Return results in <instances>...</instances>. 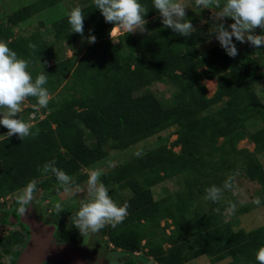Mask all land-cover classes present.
<instances>
[{
  "label": "trees",
  "instance_id": "trees-1",
  "mask_svg": "<svg viewBox=\"0 0 264 264\" xmlns=\"http://www.w3.org/2000/svg\"><path fill=\"white\" fill-rule=\"evenodd\" d=\"M61 1L35 0L1 17L0 41L29 62L33 78L45 72L48 93L63 86L65 101L49 99L47 107L40 108L36 98H27L31 106L18 116L26 122L23 113L36 112L37 118L30 122L34 135L22 140L15 135L6 139L7 129L0 125V199L20 193L32 179L39 181L36 193L60 191L55 176L40 171L48 161H55L79 184L87 177L82 170L107 161L108 150H127L174 127L170 134L176 137L168 145L158 138L162 141L157 146L136 151L103 171L101 180L107 188L128 191L116 203L129 205L122 223L100 230L105 246L128 255L123 264H186L200 255L211 262L233 257L241 264H258L255 250L264 245V224L236 229V215L248 207H236L234 217L227 214L226 202L236 206L237 201L223 185L234 174L255 181L262 188L259 205H264V167L257 157L264 152V106L254 88L255 82L264 79V48L239 46L234 40L238 49L234 58L219 43L200 51L198 44L212 30L195 25L204 12L190 18L196 30L183 37L162 26L152 0H140L149 8L145 19L150 30L138 37L122 32L112 42V25L94 8L93 0H86L80 5L85 14L84 35L91 29L96 42L89 44L70 33L67 13L51 22L53 37L69 44L81 41L83 50L78 58L55 56L49 64L55 53L38 31L14 35L12 28ZM158 80L175 87L173 103L167 106L150 91L140 93ZM205 80H215L210 96ZM256 120L260 125L250 131ZM243 139L253 144L252 150L238 147ZM174 176L180 177L181 188L154 198L151 187ZM212 185L222 189L219 203L206 199V189ZM201 198L206 209L197 204ZM76 210L67 212L68 223L55 221L57 241L75 242L69 226ZM24 233L17 229L0 238V246L20 247ZM9 255L12 264L16 255Z\"/></svg>",
  "mask_w": 264,
  "mask_h": 264
},
{
  "label": "clouds",
  "instance_id": "clouds-1",
  "mask_svg": "<svg viewBox=\"0 0 264 264\" xmlns=\"http://www.w3.org/2000/svg\"><path fill=\"white\" fill-rule=\"evenodd\" d=\"M93 3L104 21L112 25L109 35L113 28L122 29L125 35L148 32L146 28L148 21L145 16L149 8L140 3V0H93ZM195 6L201 11L209 9L212 12V9H218L211 15L213 28L208 32V42L214 37L229 57L234 58L238 55L234 40L247 43L254 48H264V0H195ZM152 7L158 11L162 26L171 29L173 33L186 37L191 36L196 30L191 20L187 18L188 7L182 0H152ZM227 18L232 22L226 25ZM67 19L71 26L70 33L79 34L89 44L96 42L91 29L87 37L84 35L85 14L80 6L72 7ZM256 29H260V32L257 33ZM28 68V61L18 57L17 53L8 47L7 42L0 41V109H3L0 111V125L7 129L4 134L6 139L15 135L22 140L34 135L33 125L18 116L23 111L21 105L27 98H36L40 108H46L49 103V93L44 87L47 75L41 72L33 78ZM40 171L45 176L51 173L64 192L79 197L78 210L72 213L71 220L72 226L80 234L90 236L98 233L106 225L116 228L126 218L129 205L127 202L117 204L111 198L108 188L101 180L102 170L93 169L87 173L86 188L76 183L63 169L56 167L55 161L46 162ZM38 183L36 179L28 181L17 195L19 205L17 211L21 215L31 207ZM223 188L229 190L233 188L232 176L225 180ZM206 193V199L213 203L221 201L220 187L212 185L206 189ZM253 203L259 205L261 199L257 197ZM56 208L62 211L59 203L56 204ZM225 211L229 215L234 214L235 203L227 201ZM11 259L12 257H9V260ZM255 259L258 264H264V245L255 250Z\"/></svg>",
  "mask_w": 264,
  "mask_h": 264
},
{
  "label": "rangeland",
  "instance_id": "rangeland-1",
  "mask_svg": "<svg viewBox=\"0 0 264 264\" xmlns=\"http://www.w3.org/2000/svg\"><path fill=\"white\" fill-rule=\"evenodd\" d=\"M34 1L35 0H0V21L2 20L1 17H4L6 14L14 10H17L22 6L30 4ZM182 2L188 7L186 9V14L188 19L197 18L200 15V13L204 12L203 16H201L199 21L195 24L196 26L205 25V27H207L208 29L213 28L210 25L213 24V20L211 18L212 12H214L213 10L212 12L209 9L206 11L205 9L201 11L198 7L195 6V0H182ZM82 3H86V0H62L61 2L51 7H46L43 10L39 11L38 13L33 14L27 20L21 22L18 25H15L12 28L13 34L26 35L31 32H34L35 30L38 31L45 40L47 46H49L51 49L54 50L55 53L54 58H50L49 64H51L54 61L55 56L58 59L64 57H70V56H74L78 58V56L83 50L81 41H76L72 44H69L65 39L56 40L53 37V28L51 26V22L69 13L72 7L80 6L82 5ZM158 19L161 21L160 16H158ZM231 22L232 21L230 18H227L225 21L226 24H229ZM146 28L149 31L151 28L150 24L147 23ZM122 32H123L122 29L117 30L116 28H113L110 34L111 41L117 42V38L120 34H122ZM256 32L259 33L260 29H256ZM141 34L143 33H136L134 35L138 37ZM217 43L219 42L213 37L211 42H208L207 39L206 41L199 43L198 49L200 51H203L208 47H211ZM243 44L245 43H238L237 45L240 46ZM262 70H264V66ZM67 79L68 78H65L63 84L66 82ZM204 83L207 87V94L210 96L215 89V80H205ZM254 88L261 99L262 105L264 106V79H260L257 82H255ZM63 90H64L63 86H58L54 91L49 92L50 99L56 100L58 102H64L65 92ZM144 91H150L154 93L158 97V99L160 100L163 106L164 105L167 106L173 103L174 94L176 92L175 87L167 80L155 81L151 85L141 89L140 93ZM29 106L31 105L28 103L27 100H25L24 103L21 105L23 110L28 108ZM213 108H215V106ZM37 109L38 111H40L38 107ZM0 111H3V109H0ZM23 115L27 123H30L31 121L37 118L36 116H34L36 115V112H32L29 115H27L24 112ZM40 116L42 115L40 114ZM259 125L260 122L258 121L253 125V127L250 125L248 129L251 131L255 127H258ZM174 129L175 128L172 127L170 129L164 130L158 135L149 137L148 139L137 143L136 145L130 147L127 150H122V151L108 150V156L105 158L106 160L108 159L107 161H101L92 167H88L82 170V172L83 174L87 175V173L93 169H99L105 171L134 156L137 153L136 151L145 150L157 146L160 143V141H162L161 139H163L164 140L163 142L168 145L176 137V135H174L173 133L170 134V132H172ZM158 138H161L160 141ZM238 147H246L252 150L253 144L248 142L247 139H243L238 142ZM178 148L179 147H176L174 148V150H178ZM257 157L264 167V152L259 153ZM232 177H233V188L231 190L227 189L228 195L231 194V196L236 197L237 208L248 207V211L245 213H239L237 215L236 213L232 214V217L236 215L237 225L235 228L236 229L243 228L244 230H250L252 228H256L264 224V205H256L253 203V200L259 197V195L261 194V190H262L261 186L257 182L250 181L242 175L234 174ZM79 184L82 187L86 188L87 177L86 179L82 180ZM181 186H182V182L180 177L174 176L172 178L164 180L163 182L157 185L152 186L151 190L154 198H159L164 196L168 192H172L181 188ZM108 190H109V195L115 202L120 200L126 194H128V191L126 190L123 192L119 191V189L116 188V186L115 187L111 186L110 188H108ZM18 194L19 193L17 192L3 199H0V238L12 234V232H14V230L17 229V225L15 226L13 219L15 218L17 209L19 207L16 200ZM33 202L37 204V207L39 206L40 208L39 210L41 212L40 217L43 219V221L46 223H53V224H55V221L57 219L68 223L69 216L67 212H69L70 210H76V208L79 207V197L73 196L70 193H66L62 189L57 192L52 191V189L48 190L47 192H41V191L37 192L35 193V199ZM57 203L61 205L62 211L57 210L56 208ZM204 203H205L204 198L203 199L201 198L199 200V203L197 204L203 205V207L206 209L207 207L205 206ZM161 224H163V221H161ZM18 230L21 229H19L18 227ZM69 230L74 232L75 242L73 241V244L72 242L71 244L76 246V248L80 246H86L87 244H89L88 240H90L92 237L98 239V242L105 244V237L99 233L100 231L90 236H84L80 233H77L76 228L72 226V224H70ZM169 230L170 228L166 229V231ZM24 237H25L24 239L25 242L26 240L25 233H24ZM108 248H110L111 250L110 246ZM8 252H10L9 248H6L5 245L0 246V256L2 257V260L5 262V264L9 263V260H7ZM120 252L121 251L116 253L114 251H111L110 264H123L125 257H127L128 255H126L125 253L122 254ZM186 264H241V261H236L233 257H227L218 262H211L208 256L200 255L190 260Z\"/></svg>",
  "mask_w": 264,
  "mask_h": 264
},
{
  "label": "water",
  "instance_id": "water-1",
  "mask_svg": "<svg viewBox=\"0 0 264 264\" xmlns=\"http://www.w3.org/2000/svg\"><path fill=\"white\" fill-rule=\"evenodd\" d=\"M23 223L26 240L13 264H42L47 261L73 263L80 258L74 245L54 242V224L38 221L32 211L25 215Z\"/></svg>",
  "mask_w": 264,
  "mask_h": 264
},
{
  "label": "flooded vegetation",
  "instance_id": "flooded-vegetation-1",
  "mask_svg": "<svg viewBox=\"0 0 264 264\" xmlns=\"http://www.w3.org/2000/svg\"><path fill=\"white\" fill-rule=\"evenodd\" d=\"M39 209H40L39 206L37 207V204H35L33 202L31 207L28 209V211L24 215H21L17 211L15 218L13 219L15 226L17 225V229L19 227V229L25 230L23 227L24 226L23 221H24L25 215L31 211H32V213H34V216L37 218L38 221L44 222L43 219L40 217L41 212ZM20 216H21V218H20ZM44 223H46V222H44ZM46 224H49V223H46ZM17 229H15V230H17ZM52 237H53L54 242L60 243L59 241H57L55 239L54 235ZM61 243H64V242H61ZM88 243L89 244H87L86 246L77 247L80 258L73 263H67V264H110L111 263L110 262V254H111L110 248L106 247L105 244L98 242V240L96 238H93V237L90 240H88ZM23 244L24 243H22L21 246L18 248H12V250L10 249V252L15 253V255L17 257L19 250L23 247ZM6 248H8V247H6ZM75 248H76V246H75ZM10 252H8L7 260H9ZM16 257H15V259H16ZM0 261L5 264V262L2 260V257H0ZM10 262H11V260H9V263ZM47 262H50V261H47ZM55 262H60V261H55ZM9 263H7V264H9ZM12 264H13V262H12Z\"/></svg>",
  "mask_w": 264,
  "mask_h": 264
}]
</instances>
